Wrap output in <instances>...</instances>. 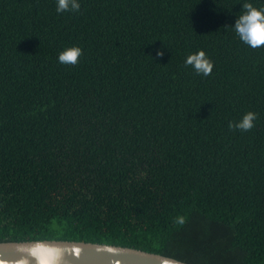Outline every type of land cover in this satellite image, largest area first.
I'll list each match as a JSON object with an SVG mask.
<instances>
[{
	"label": "trees",
	"instance_id": "1",
	"mask_svg": "<svg viewBox=\"0 0 264 264\" xmlns=\"http://www.w3.org/2000/svg\"><path fill=\"white\" fill-rule=\"evenodd\" d=\"M242 2L0 0V241L264 264V47L226 27ZM197 49L207 77L185 66Z\"/></svg>",
	"mask_w": 264,
	"mask_h": 264
},
{
	"label": "water",
	"instance_id": "2",
	"mask_svg": "<svg viewBox=\"0 0 264 264\" xmlns=\"http://www.w3.org/2000/svg\"><path fill=\"white\" fill-rule=\"evenodd\" d=\"M0 264L191 263L128 246L81 240L40 239L0 241Z\"/></svg>",
	"mask_w": 264,
	"mask_h": 264
},
{
	"label": "clouds",
	"instance_id": "3",
	"mask_svg": "<svg viewBox=\"0 0 264 264\" xmlns=\"http://www.w3.org/2000/svg\"><path fill=\"white\" fill-rule=\"evenodd\" d=\"M56 12L78 13L82 8L81 0H55ZM241 9L237 12L233 24L226 25L231 27L240 42L251 49L264 47V0H260L259 6L254 0H243ZM83 49L79 45L64 47L58 54V62L64 65H76L79 62ZM164 49H157L156 57H162ZM185 66H191L195 72L205 77L212 73L214 62L203 49L190 52L184 60ZM258 114L254 111H246L238 119L228 123L229 129L247 132L255 127ZM183 223V217L179 218ZM37 251H40L37 249ZM50 251V250H49Z\"/></svg>",
	"mask_w": 264,
	"mask_h": 264
}]
</instances>
